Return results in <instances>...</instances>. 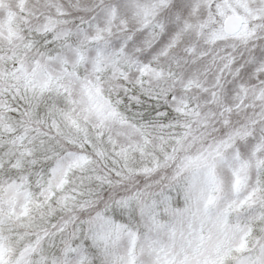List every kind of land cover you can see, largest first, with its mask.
Returning <instances> with one entry per match:
<instances>
[{"label": "snow or ice", "instance_id": "1", "mask_svg": "<svg viewBox=\"0 0 264 264\" xmlns=\"http://www.w3.org/2000/svg\"><path fill=\"white\" fill-rule=\"evenodd\" d=\"M0 264H264V0H0Z\"/></svg>", "mask_w": 264, "mask_h": 264}]
</instances>
